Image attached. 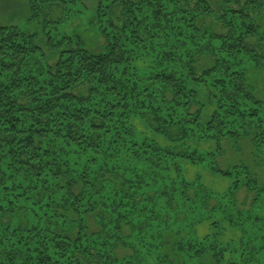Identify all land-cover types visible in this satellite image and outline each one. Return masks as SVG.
Masks as SVG:
<instances>
[{
    "label": "trees",
    "instance_id": "1",
    "mask_svg": "<svg viewBox=\"0 0 264 264\" xmlns=\"http://www.w3.org/2000/svg\"><path fill=\"white\" fill-rule=\"evenodd\" d=\"M28 1L40 32L0 26V264H264V182L225 159L264 163V0ZM87 15L99 49L56 39Z\"/></svg>",
    "mask_w": 264,
    "mask_h": 264
},
{
    "label": "rangeland",
    "instance_id": "2",
    "mask_svg": "<svg viewBox=\"0 0 264 264\" xmlns=\"http://www.w3.org/2000/svg\"><path fill=\"white\" fill-rule=\"evenodd\" d=\"M87 4H83L85 6L84 11L88 13V10L93 14L95 9V4H88L90 0H84ZM83 1V2H84ZM81 4H74L73 10H80ZM94 7V8H93ZM93 8V9H92ZM57 13L56 15H58ZM91 14V17H92ZM31 8L28 0H0V26H17L21 30H24L27 33L33 34L34 32H40V28L36 25L35 22L31 21ZM77 16V15H76ZM90 17V18H91ZM88 15L84 22L79 21L77 18L71 20L69 25L61 26L59 29L61 31L60 35L57 32L56 39L62 36V31H64L67 35H71V33H76L79 35L86 44L95 52L99 47H101L102 41L99 32L93 31V28L89 27ZM261 21V20H260ZM264 23V18H263ZM72 22V24H70ZM56 36V35H55ZM56 56H54L55 58ZM248 63V62H247ZM246 79L251 92L254 97L261 100L264 104V68L257 67L247 64L246 69ZM137 129L139 131H144L145 126L140 122L136 121ZM225 159L227 160V166L233 165L235 162H245L250 166L252 171L258 173L261 181L264 182V163L257 161L255 156L253 155V148L249 144L248 141L241 142L240 147L228 146L225 151ZM242 196H244L242 194ZM92 228L95 230L97 226L91 222ZM119 256L129 255L132 253L131 249L119 248L117 251Z\"/></svg>",
    "mask_w": 264,
    "mask_h": 264
}]
</instances>
